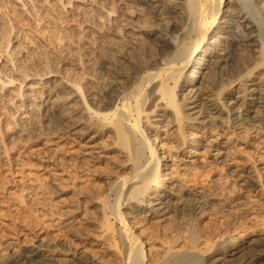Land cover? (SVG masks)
Here are the masks:
<instances>
[{
  "label": "rangeland",
  "instance_id": "1",
  "mask_svg": "<svg viewBox=\"0 0 264 264\" xmlns=\"http://www.w3.org/2000/svg\"><path fill=\"white\" fill-rule=\"evenodd\" d=\"M228 1L222 0L221 11L228 6L230 8L228 13L220 14L219 19L228 20L223 16L231 11L238 14L240 6L246 9L244 11L247 14L250 13L253 20L264 16V5L259 7L258 1L247 5L248 0H240L242 5L244 3L243 6L234 0H230V4L226 5ZM4 2L9 5L8 0H0V19L3 17L2 20H6L7 27L10 24V28L22 27L21 31L23 30L20 35L16 31L12 32V35L9 33L10 40H15L18 35V42L24 38L19 42L23 44L20 45V66L22 64L24 68L41 71L42 63L46 62L49 69L67 70L69 78L83 85L85 93L90 96L91 101L88 102L91 109H102L106 99L104 97L109 92L107 88L102 91L96 85L100 77H108L109 88L117 86L118 82L121 83L118 95L128 93L136 86L138 79L149 70L153 71L149 64H152V60H155L161 51L159 46L162 44L159 39L145 35L140 37L138 46L119 42L116 47H110L104 42L92 43L90 46L77 42L79 37L72 29L64 31L65 33L58 29L48 33L43 28L32 31L33 26L27 25L25 20L21 22V18L11 14ZM253 11L255 13H252ZM146 17L147 25H153L157 21L153 16ZM243 20L240 19V22ZM39 30L43 31V34H40ZM217 32V35L223 36L221 30ZM248 35L255 37L257 32ZM47 38L48 40H45ZM263 38L261 42H264ZM51 40H58V46L50 44ZM0 43L5 45L6 37ZM249 49L258 51L256 47L246 48L244 53L248 56L245 55L244 61L239 65H236L234 60L238 50L231 49L226 60V70L222 72L215 68L212 71L214 79L202 82L201 88L211 96L213 102L235 95L234 89L231 92L223 91L231 81L238 84L233 85L235 88L240 86L239 91L243 90L245 87L240 85L241 82L237 78L245 75L249 69L253 70L251 78L260 79L261 84H264V65L252 69L262 58L259 54L250 53ZM76 63H80L78 68L75 67ZM219 91H222L220 95ZM186 93L188 92L182 91V98L174 99L175 105L181 100L186 103L192 101L193 97L195 100V94L188 99L192 94ZM158 105L151 102L143 106L146 116L142 119V124L149 134L148 137H152L151 145L156 146L158 153H165L166 165H170L172 171H175V177L179 180L177 203L180 202L175 209L174 206L171 207L173 211L169 212L168 222L164 223L147 215L143 208L130 211L131 204L125 200L121 202V211L128 214L127 221H133L130 230L143 242L145 260L154 259L156 254L165 250L176 252L185 249L210 253L208 248L213 251L225 238L235 237L242 232L256 238L264 237V178L260 187L249 189L243 184V181L249 180V183L251 180V158L258 168L264 167V141H260L262 135L258 130L264 129V121L258 128H251L256 118L264 120V111L255 114L253 112L256 109L253 108L246 116L245 112L239 109V114H244L241 117L248 118V123H244L245 128H251L254 132L249 130L245 135H238L230 128L232 120L238 121L237 115L231 116L229 121L221 108V114H216L217 117L210 121L211 125L208 124L206 129L193 123L186 126L187 132L195 133L199 137L194 142H198L200 146L187 144L182 147L174 142L175 128L169 117L171 113L157 108L151 113ZM0 107V154L7 155L8 158L0 159V264H41V255L51 256L52 264H122L121 251L127 243L122 244L119 237L124 233L122 225L110 217V209L114 205L111 193L117 187V180L131 173V157L125 155L129 151L130 143L98 136V149L90 152L91 150L86 149L85 141L93 134H88V137L80 141H74L76 135L71 133L62 138L58 134L71 124V119L79 116L78 111H73V115L69 108L70 111L63 117L58 113H47L42 115L43 117L36 115L32 122L29 123L28 120L25 126L22 124L25 120L20 117L15 119L18 123L11 122V117L2 103ZM20 128L24 129L22 134L18 130ZM214 140L216 144L225 143L231 151L228 161L222 164L213 162L212 155L218 146L213 143ZM159 146L162 148L158 149ZM104 149L107 151L104 152ZM189 149L197 153L191 159L186 157ZM189 161L195 162L185 166V162ZM260 171L261 177H264V172ZM252 182L251 180L249 184ZM196 192L204 196L205 201L202 204L206 205L203 206L202 213H198L201 211L195 208L199 204L191 202ZM98 238L100 239L96 242L95 239ZM33 253H38L39 256H33Z\"/></svg>",
  "mask_w": 264,
  "mask_h": 264
},
{
  "label": "bare ground",
  "instance_id": "2",
  "mask_svg": "<svg viewBox=\"0 0 264 264\" xmlns=\"http://www.w3.org/2000/svg\"><path fill=\"white\" fill-rule=\"evenodd\" d=\"M229 1L226 5L230 4ZM234 1L241 5V1L243 2V0ZM253 1H258L259 7L264 5V0H248L247 5ZM8 2V6L7 2V4L4 3L10 9L11 14L21 18V22L25 20L27 25L33 26L32 31L33 29L43 28L48 33H53L56 29L61 32L72 29L76 31L79 37L77 42H83L82 44L85 43L88 46L100 42H104L110 47H116L119 42H127L126 44L138 46L142 35L159 39L162 44L159 46L161 51L160 54L158 53V57L156 56L157 58L152 60V64L149 62L153 71L149 72V70L142 78L140 77L141 79H138L136 86L130 92L118 95L119 92L117 93V91H119L121 83L118 82L117 86L109 88L108 77H100L96 85L102 91L107 88L109 92L104 97L107 100L103 101L102 109H91L88 102L91 101L90 96L85 93L83 85L69 78L70 74L66 72L67 70L49 69L46 62L42 63L41 71L24 68L22 64L20 66L19 61L21 60L22 51L20 47L23 44L21 45L19 42L24 38L20 39L19 42L16 39H19L17 37L20 33H23V30L21 31L22 27H19V29H17L18 27L10 28L9 22L8 27L10 30H6L8 28L5 25L6 20H2L3 17L0 19V41L5 37L7 39L5 45L1 44L3 42L0 43V102L7 109L11 122L16 123V117H20V119L25 120L22 123L25 125L28 120L31 123L36 115L42 116L47 113H58L60 117H63L71 109L72 113L78 111L79 116L71 119V124L66 129L57 132L60 138L71 133V135H76L74 141H77V139L80 141L88 137V134H93L85 141L86 149L91 150L90 152L98 149L99 143L96 140L98 136L119 139L122 143L127 142L131 145L129 151L126 150L128 153L125 154L131 157V160H129L131 161V165L129 164L131 173L128 176L119 178L116 182V189H113L111 193L114 197V205L110 209V217L122 225L124 233L120 234L119 237L122 244L127 243L122 247L123 257L121 254V263L264 264V237H252L245 232L235 237L225 238L222 242L215 244L213 251L208 248L210 253L204 251L203 253L192 252L185 249L176 252L165 250L156 254V257L154 255V259L145 260L143 242L130 230L133 221H127L128 214L122 212V208H120L123 200L128 201L131 204L130 211L143 208L147 215L156 218L160 223H164L168 222L169 212L173 211L171 207L174 206L175 209V206L180 202L177 203L179 180L177 176L175 177V171H172L170 165H166L165 159L167 156L163 152H157L156 146L151 145L152 137H148L149 134L144 130L142 119L146 116L143 111V106L146 104L151 102L159 104L151 113L155 112L156 108L171 113L169 117H171L173 128H175L174 142L179 143L182 147L187 144L196 147L199 145L198 142H194L199 137L195 133L187 132L186 126L193 123L206 129L208 124L211 123L210 121L221 114L219 113L222 112L221 108L224 109V114L229 121H231V116L237 115L236 119L238 121L232 122V120L230 126L234 134L239 135L241 133L245 135L249 130H252L251 128H258L264 121L256 118V121L252 122L251 128H245L244 123H248V118H242L241 116L244 114H239V109L243 113L245 112V115L249 114L250 109L253 110V108L256 109L253 112L255 114L264 111V84H261L260 79L251 78V71L253 70L249 69L245 75L237 78L241 82L240 85L245 87L243 90L239 91L240 86L238 88L233 86L238 85L234 84L235 81L229 82L227 87L223 88V91L231 92L234 89L235 95H231V97L222 101L213 102L211 96L207 95L204 89L201 88L204 80L209 82V80L214 79L212 71L215 68L222 72L226 70L225 68L228 67L226 66V60H228L230 50L233 48L238 50L237 58L234 59L237 62L236 65L244 61V57L247 55L244 51L248 47H256L258 51L249 49L250 53L259 54L262 58L253 65L252 69H258L261 65H264V42H261L262 37H264V33H262L264 32V16L257 18L258 20H253V17L249 15L250 13L247 14L244 11L246 9L238 6V14L231 13L230 10L231 12L228 15L223 16L228 20L219 19V15L228 13L230 8L228 6L221 11L222 0H8ZM145 11L147 14H145ZM255 11L252 13H255ZM147 15L157 19L155 24L147 25ZM242 18L244 22H240ZM247 21L249 23L246 24ZM224 28L227 29L224 30ZM252 29L257 32L255 37L258 38L255 39L254 36L248 35V33L254 32L251 31ZM220 30L223 36L216 34ZM15 31L19 35L16 34L15 40H10L9 33L12 35V32ZM42 32L39 30L40 34H43ZM42 36L44 37V35ZM45 40H48V38ZM57 41L51 40L50 44L58 46ZM253 43H257V45ZM56 49L58 50V48ZM2 56L4 58L1 59ZM79 64L76 63L75 67L78 68ZM247 82L248 85H246ZM182 91L192 94V96H188L189 98L187 97L188 99L195 94V100L193 97L192 101L188 100L189 102L186 103L185 100H181L178 105H175L174 99L176 97L182 98ZM188 93L186 94L188 95ZM221 93L222 91H219L218 95ZM220 123L222 124V122ZM18 130L22 134L24 129L20 128ZM258 130L261 132L262 139L260 141L262 142L264 141V129L260 128ZM213 143L216 144L217 142L214 140ZM216 146L217 148L214 149L215 154L212 155L213 162L222 164V162L228 161V154H231L230 149L225 143L216 144ZM160 148L162 147L159 146L158 149ZM105 149L104 152L107 151ZM187 153L186 157L189 159L197 155L193 149H189ZM6 156L0 154V159L5 158L8 160ZM193 162L195 161L185 162V166H190ZM249 162L252 165L250 175L253 182L249 184L251 180L249 183L248 180L243 181V184L249 189L260 187L261 180L264 177H261L259 171L264 172V167L258 168L252 158ZM193 196L191 202H195L196 205L198 203L199 205L195 208L201 211L198 213H202L203 206L206 205L202 204L205 201L204 196L200 192H196ZM100 238L95 239V241L98 242ZM160 246L164 247L163 245ZM32 255L39 256L38 253ZM42 256L43 261L41 264H52L51 256L41 255V258Z\"/></svg>",
  "mask_w": 264,
  "mask_h": 264
}]
</instances>
